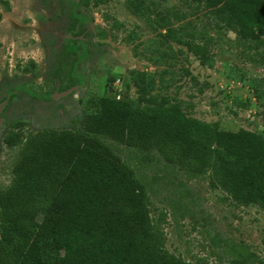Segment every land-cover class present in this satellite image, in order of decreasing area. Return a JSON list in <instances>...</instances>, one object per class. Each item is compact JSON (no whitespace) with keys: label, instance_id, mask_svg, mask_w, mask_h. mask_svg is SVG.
<instances>
[{"label":"rangeland","instance_id":"1","mask_svg":"<svg viewBox=\"0 0 264 264\" xmlns=\"http://www.w3.org/2000/svg\"><path fill=\"white\" fill-rule=\"evenodd\" d=\"M72 38L76 52L63 51ZM66 84L76 90L48 97ZM97 96L142 110L174 106L219 131L264 138V36L239 35L183 0H0V189L17 150L3 143L7 132L23 140L38 130H74ZM107 143L145 184L149 218L168 252L227 264L240 246L249 264H264V212L215 186L214 158L188 178L153 150Z\"/></svg>","mask_w":264,"mask_h":264},{"label":"trees","instance_id":"2","mask_svg":"<svg viewBox=\"0 0 264 264\" xmlns=\"http://www.w3.org/2000/svg\"><path fill=\"white\" fill-rule=\"evenodd\" d=\"M183 1L211 11L239 35L264 36V0ZM76 49L72 38L63 51ZM91 104L95 111L74 130H38L23 140L9 131L2 137L17 150L10 182L0 189V264H193L165 249L148 215L145 184L107 141L153 150L188 178L203 174L214 158L215 186L264 212L261 135L219 131L174 106L142 110L115 96H97ZM231 255L227 264L252 259L240 246Z\"/></svg>","mask_w":264,"mask_h":264},{"label":"water","instance_id":"3","mask_svg":"<svg viewBox=\"0 0 264 264\" xmlns=\"http://www.w3.org/2000/svg\"><path fill=\"white\" fill-rule=\"evenodd\" d=\"M74 90H76V86H71V87H68V88H66L64 90H60L58 92L51 93L50 94V98L53 99V100H56L58 98H61V97H64V96L68 95L69 93H71ZM5 103H6V99H4V100H2L0 102V113L3 110ZM3 120H4V118L0 117V122H2Z\"/></svg>","mask_w":264,"mask_h":264},{"label":"flooded vegetation","instance_id":"4","mask_svg":"<svg viewBox=\"0 0 264 264\" xmlns=\"http://www.w3.org/2000/svg\"><path fill=\"white\" fill-rule=\"evenodd\" d=\"M2 112H3V110H2L1 113H0V117H3ZM3 118H4V117H3ZM3 121H4V120H3Z\"/></svg>","mask_w":264,"mask_h":264}]
</instances>
